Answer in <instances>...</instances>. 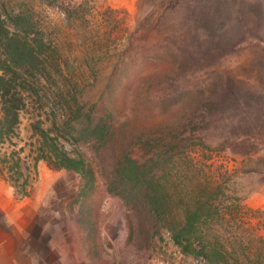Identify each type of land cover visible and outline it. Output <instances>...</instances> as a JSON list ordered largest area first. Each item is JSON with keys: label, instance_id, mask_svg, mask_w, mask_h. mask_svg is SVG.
Returning a JSON list of instances; mask_svg holds the SVG:
<instances>
[{"label": "rangeland", "instance_id": "374dc122", "mask_svg": "<svg viewBox=\"0 0 264 264\" xmlns=\"http://www.w3.org/2000/svg\"><path fill=\"white\" fill-rule=\"evenodd\" d=\"M223 6L212 36L208 9ZM0 9L23 15L19 22L44 41L41 60L27 73L36 83L14 145L0 143V160L18 150L22 169L28 166L27 195L1 177L0 186L30 207L37 202L26 231L43 262L211 264L153 226L139 198L120 194L121 181L109 190L126 156L148 166L151 157L167 156L172 162L163 171L175 183L166 190L183 193L179 174L190 146L208 157L195 161L193 173L212 163V180L224 190L226 217L213 233L251 237L236 206L264 210V0H0ZM37 119L90 164L88 186L78 172L43 159L34 174ZM249 214L264 223V212Z\"/></svg>", "mask_w": 264, "mask_h": 264}, {"label": "trees", "instance_id": "16d2710c", "mask_svg": "<svg viewBox=\"0 0 264 264\" xmlns=\"http://www.w3.org/2000/svg\"><path fill=\"white\" fill-rule=\"evenodd\" d=\"M225 9L224 6L218 10L208 9L207 17L210 22L207 30H211L212 36H215L213 29L218 26ZM65 12L66 16H69V13ZM22 18L21 14L3 13L0 9L1 144L8 142L14 145L12 138L16 136L20 114L29 102L30 88L36 83L33 79L31 83L28 81L27 73L37 67L43 54V38L19 22ZM219 25L221 26V23ZM34 75L36 74L30 73V76ZM40 122L37 119L31 123L33 134L39 143L33 162L34 174L36 175L37 172V161L43 159L53 168L78 172L86 180L84 186H88L94 177L90 164L81 154L71 155L57 142V137L53 136L50 130L44 129ZM90 130L94 132L97 129L91 127ZM199 148L190 146L183 151L182 157L186 164L179 174V183L181 182L184 187L183 193L166 190L167 183L172 186L175 183L167 177L170 174L163 171L169 159L167 156L165 158L151 157L148 160L151 163L150 166L126 156L118 162L109 190L114 191L111 186L116 185V180L117 183L118 180L121 181L125 188L120 194L125 198L128 196L129 199L139 198L144 204L145 212L153 221V226L160 225L168 229L174 244L180 246L184 253L194 256L203 255L211 264H264V223L254 224L253 217L249 214L256 211L264 212V210L235 205L240 218L247 221L241 229L248 231L250 238L247 236L246 239L223 238L222 240L213 233L214 223L226 217L224 209L220 206V194H223L224 190L220 183L212 180L214 176L212 163L207 170H199V176L193 173L198 159L208 158L204 150ZM196 155L200 158H195ZM0 162L3 164L0 167V177L10 180L20 196L27 195L30 180L23 169H28V166L22 169L18 150H11L8 156L1 157ZM169 162L171 164V158ZM153 166H161V173L154 172ZM20 176L24 177L21 181L18 180ZM243 210L248 213L245 214ZM245 247L248 252L244 251ZM231 251H234L232 257L224 255V253L230 254Z\"/></svg>", "mask_w": 264, "mask_h": 264}, {"label": "crops", "instance_id": "0c3cea01", "mask_svg": "<svg viewBox=\"0 0 264 264\" xmlns=\"http://www.w3.org/2000/svg\"><path fill=\"white\" fill-rule=\"evenodd\" d=\"M9 189L8 185L0 186V264H49L47 258L42 261L32 244V235L26 231L27 212L37 202L30 207L15 199Z\"/></svg>", "mask_w": 264, "mask_h": 264}, {"label": "clouds", "instance_id": "9594fccd", "mask_svg": "<svg viewBox=\"0 0 264 264\" xmlns=\"http://www.w3.org/2000/svg\"><path fill=\"white\" fill-rule=\"evenodd\" d=\"M9 191L11 192L12 190H11V189H9Z\"/></svg>", "mask_w": 264, "mask_h": 264}]
</instances>
